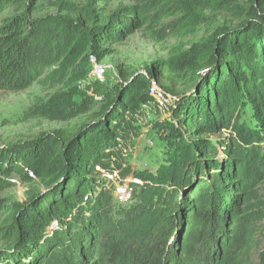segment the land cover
Masks as SVG:
<instances>
[{"label": "trees", "instance_id": "obj_1", "mask_svg": "<svg viewBox=\"0 0 264 264\" xmlns=\"http://www.w3.org/2000/svg\"><path fill=\"white\" fill-rule=\"evenodd\" d=\"M16 7L22 10L0 25V89L10 92L30 88L47 73L49 79L54 73L86 78L91 56L103 60L111 54L105 45L136 33L154 42L183 40L210 22L209 12L238 21L186 52L175 48L150 70L151 77L159 74L174 86L194 85L174 108L188 131L190 152L177 184L190 193L176 202L180 190L172 192L155 210L154 237L136 264L246 262L259 246V213L252 212L259 181L253 175L264 179V150L248 134L241 136L240 121L248 111L264 143V0H253L249 10L235 7V0H137L112 13L88 3L83 10L45 16H36L39 0H0V18ZM95 91L104 106L72 135L44 133L0 149V192L15 176L45 187L32 189L22 203L0 200V213L6 214L0 264H92L99 256L95 251L111 224L112 206L103 176L121 145L127 114L149 96L150 80L124 71L116 94L102 84ZM89 102L86 111H92ZM222 131L232 135L221 143L224 160L206 137Z\"/></svg>", "mask_w": 264, "mask_h": 264}, {"label": "rangeland", "instance_id": "obj_2", "mask_svg": "<svg viewBox=\"0 0 264 264\" xmlns=\"http://www.w3.org/2000/svg\"><path fill=\"white\" fill-rule=\"evenodd\" d=\"M136 1L39 0L40 12L36 16L58 14L62 13L61 10H83L88 3L112 13L121 6H133ZM252 1L235 0V7L249 10ZM10 10L13 11H7L2 15L0 25L3 19L13 17L16 12L14 10L22 9L16 7ZM208 15L211 18L210 22L202 26L195 36L183 40L169 38L166 41L154 42L143 37L141 33H136L121 44L105 45L111 54L101 61H96V66L104 70L105 83L102 86L105 90L116 94L122 83V72L130 71L145 76L150 80V85L155 82L172 97V102L168 108H160L149 93V96L127 114L124 136L109 171L116 172L124 181L123 184H130L135 194L133 193L129 201L123 202L117 188L115 189V185L112 184L109 192L112 197L109 215L111 224L108 225L104 238L98 242L95 252L99 256L94 258L96 261L92 264H98L100 260L102 264H136L148 250L154 237L155 210L172 192L180 190L176 202L182 201L190 193L179 189L177 184L182 175L181 166L190 156V152L186 147L188 131L182 129L174 117V108L178 100L193 93L194 85L174 86L166 77L159 74L151 77L150 70H154L155 62L167 60L169 53L175 48L177 51L186 52L192 46L204 43L218 28L238 24V21L228 14L209 12ZM91 57L88 67L90 72L86 78L79 79L75 73H69L65 77L54 73L55 76L49 79L47 73L38 83L24 91L10 92L0 89V149L32 142L44 133L59 131L65 136L72 135L82 123L96 119V114L104 106L105 100L95 91L98 83L90 75L94 69ZM91 100L94 101L92 111H86V106ZM240 122L244 125L240 130L241 136L248 134L247 139L264 150L262 138L255 136L253 132L256 127L248 111ZM231 136L227 131L206 136L217 148L216 157L220 160H224L226 156L221 143L228 142ZM251 168L248 170L254 172L255 169ZM186 169L184 168V171ZM253 177L259 181L255 185L256 194L253 201L255 207L252 211L259 213L257 214L259 220L255 224L257 231L255 240L259 246L246 262L240 264H264V179L255 173ZM136 179L140 180L141 184L135 183ZM199 181L200 179L195 182ZM9 182L11 186L0 192V200L9 204L24 202L32 189L45 191V187L38 180L26 183L15 176ZM5 218L6 214L0 213V224ZM4 250L6 243L0 239V255Z\"/></svg>", "mask_w": 264, "mask_h": 264}, {"label": "built area", "instance_id": "obj_3", "mask_svg": "<svg viewBox=\"0 0 264 264\" xmlns=\"http://www.w3.org/2000/svg\"><path fill=\"white\" fill-rule=\"evenodd\" d=\"M97 58L94 56L91 57V62L94 63V69L91 71V77L94 78L95 82L98 84H104V70L96 66ZM150 96L155 100L160 108H168L170 102H172V97L164 92L155 82L150 85ZM104 180L108 185L110 190L112 184L115 185V189L118 190V195L123 202L129 201L135 190L131 187L130 184H123V180L115 172H106L104 173ZM135 183L141 184L140 180H135ZM56 227V224L53 225V228Z\"/></svg>", "mask_w": 264, "mask_h": 264}]
</instances>
